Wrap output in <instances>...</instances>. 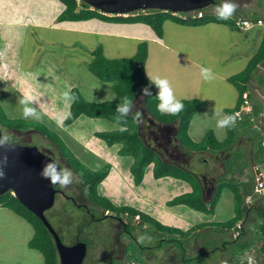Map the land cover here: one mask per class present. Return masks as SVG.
Listing matches in <instances>:
<instances>
[{
	"label": "rangeland",
	"instance_id": "1",
	"mask_svg": "<svg viewBox=\"0 0 264 264\" xmlns=\"http://www.w3.org/2000/svg\"><path fill=\"white\" fill-rule=\"evenodd\" d=\"M1 1L4 3L2 4ZM10 2H14V4L17 5L22 2V0H0V7L6 8L5 11L8 12L11 6ZM54 2H58L57 4L60 5L62 4L59 0H55ZM234 2L238 5L234 13L235 17L239 16L242 19L248 20L251 16L258 15L262 20V25L253 28L251 27L250 30L243 31L240 29L232 30L228 25L219 23H208L204 26L192 27L180 25L171 20H167L163 24V35L161 40L163 45H160V43L157 42L154 43L147 41L149 57L147 58L145 67L146 75L149 77H153L154 75L162 78L166 77L171 82L176 97L181 100L199 98V86L204 82L202 81L203 77L198 67L199 63L204 64L206 67H211L215 71L227 76L243 71L260 46L264 30V0H234ZM20 7L25 8L26 5ZM215 9L216 6H209L204 8L203 12L215 14ZM97 23L99 22L95 20L94 24ZM102 26L104 25L102 24ZM97 29H101L99 24H97ZM120 29L126 35L137 33V31L145 37L151 34V29L144 24L139 23L126 24L123 28L121 25ZM0 35H2V30H0ZM143 36L141 37L144 38ZM1 38L2 36H0V54L4 56L6 37L4 35V38ZM10 41L14 44L20 43V39ZM90 41L94 42L95 45L93 47H99L100 45L97 42L99 41L104 49L102 50V52H104L103 54L108 58L131 57L137 51L138 44L140 43L138 40L122 37L114 38L113 36H99L97 39L92 38ZM41 43L42 45L39 49L35 48L31 51V53L33 52V57H39L42 63V58L45 56L56 58L58 61V59L61 60V55H66V62H62V64L60 63L61 75L59 76L60 72H55L59 78H56L55 81L52 80L51 84L53 85L50 88H44L46 80L49 79L46 73H42L41 71V73L35 72L33 74H26L24 80L33 85L27 88L28 93L33 94L34 98L37 99L38 102L34 106L37 107V111L41 115L40 120L32 118L26 120L37 121V123H41L47 127L49 132L54 133L61 140L59 145L65 152L64 155L68 157V155L71 156L72 154L74 157L78 158L77 160L82 163L83 167L89 170L101 166L102 163L105 162L106 157H109L111 165L108 166L109 174L97 185L96 192L103 198L107 199L115 207L127 206L135 208L142 214H146L162 225L175 227L183 232H188V229H190L194 223L203 221L205 218V215L203 214L190 210L184 206L174 208L169 207L166 204L168 201L176 197V195L178 196L190 190L186 183L176 181L169 177L159 179L154 178L151 174V168L145 169L142 183H134L132 174H130L128 170L129 165L132 163V159L127 156H120L116 150L117 145L106 146L103 140L97 139L94 135L95 131L109 130L116 127L112 122H109L106 119H91L82 116L71 124L63 125V121L69 108V100H66L62 94L68 90L69 87H80L84 92L88 89H85L87 84L90 86L95 85L96 88H103V90L99 89L91 91L92 94H86L88 99L94 101L113 100L115 99V96L109 89V83L96 79L89 71L85 69L82 70L81 68L78 70H68V68L71 69L73 61L76 60L78 61L77 65H79V67H85L87 63H90L92 57L89 50H86L85 48L81 49L79 47L61 48L58 47V45ZM164 45L172 49L175 47L180 53L188 55L190 60L187 61L185 58L165 49ZM46 47L49 50H45L44 48ZM9 49L10 51L5 53V57L7 58L10 56L14 57V54L19 50L14 51V48ZM75 50H78V54H75ZM41 63H36V66L34 65L32 69L36 71L41 69ZM69 63H72V66ZM258 73H264V65L259 67ZM233 95L234 94H232V96ZM19 97L21 98L22 96ZM15 99V95H13L11 101L9 98L6 100L10 101L8 104L2 101L0 105L9 118L25 119L22 115L23 106L19 103L20 100L16 101ZM142 103L143 93L140 91L137 94V99L134 105L135 108L141 107ZM214 114L215 119L212 124L213 126L208 124L204 129L206 130V127H214L218 138L221 139L224 136V128L217 127V120L223 118L224 114L222 111L220 117L216 115V111H214ZM200 120H202L201 117ZM146 125L147 124H144V122L141 123L142 127L140 128V134L142 138L148 142V129ZM1 129L11 133L13 142L15 143L23 144L29 142L36 145L38 148L47 147L52 150L54 149L57 154L59 153L55 144L40 132L16 131L8 128ZM192 129H195V126H193ZM250 135L254 136L255 154L260 160L264 157V147H261V140L264 139V134L255 130L252 131ZM238 144L241 145V141ZM236 152L242 155L245 154L242 149L236 150ZM58 155L57 158L60 166L69 168L65 159L63 162H60V155ZM112 162H114V165ZM190 165L191 172L189 173L193 177V181L197 182L198 175L204 170V165L197 160H192ZM70 169L76 178V182H79V174L72 168ZM206 169L211 172L214 178L219 177V171H216L214 167L210 166ZM221 179L222 178H219L218 181ZM83 191L87 193L88 190L84 187ZM226 191V189L223 190L221 197L225 195L224 198H226L228 193L231 194L229 190L228 192ZM206 197L209 198L210 194H207ZM257 198H259V196H257ZM83 201L86 202L85 200ZM256 204L257 207H259V203ZM89 206H91V203ZM64 207L67 210L62 211L61 213V210H63ZM76 211L77 210L70 202L65 201L60 195H58L55 197L54 205L45 212V216L49 217V220H51L52 217L54 218L55 215V220H57L59 224H64L66 227L65 229L67 231H65V233L62 232L63 243H70L73 240L71 237V231L78 228L80 224V216L86 218V215L83 213L80 214V211ZM229 213L230 211L224 212V214L218 216L217 219L226 221L231 217V213ZM73 214L76 216L75 218L70 217V215ZM0 216V224L5 227V237L8 236L6 238L7 240H2L1 244L3 245L12 241L11 238L15 237L20 226L24 225L26 228H30V233L33 230L32 226L28 227L25 223L26 220H22L21 217L15 213L6 210ZM59 218L62 221L59 220ZM250 218L251 216L245 218V231L249 235L254 234L253 239L256 241V239L258 237L261 238L262 235L258 230V223L251 222ZM87 220L88 218H86V221ZM72 221L73 223L70 224ZM52 222L56 221H53L52 219ZM141 225L143 229L140 232V236L143 238V242H141V245L138 246L136 250H133L138 260L140 259L144 262L153 264H182L183 259L187 257L196 258L199 264H221L229 261V258L231 259V262L228 264H235L236 259H239V263L242 261V258H239L240 255H237L236 251L238 249V244L228 247L227 251L222 256L219 252L214 251L213 248L217 246L219 247L223 242L220 240L221 236L219 234L214 233L212 235L209 233L207 235H198L200 240H202L201 238H205L204 242L200 245V248L196 242H193L192 246L190 245L187 247L186 242L184 239L180 238V236L166 234L162 237L168 241H162V247H157L158 241L162 237H160L156 226L154 224L142 223V221ZM106 230H108V228L105 224L89 223L87 230L83 231L82 238L88 242V256L82 264H105L107 254L105 255V244L103 241L106 237ZM111 230L114 232L113 228H111ZM87 237L93 240L91 244ZM223 239L227 240L226 238ZM17 243L20 245L19 242ZM16 248L19 249L17 244ZM209 250L211 251L209 252ZM7 253H10V255L13 254L10 251ZM9 257H11L8 258L10 262L5 264H15V262L22 259L20 258V254H13ZM248 257L250 258L251 264H258V261H256L254 257V253H249ZM262 261L264 262V256H262ZM242 262H244V260Z\"/></svg>",
	"mask_w": 264,
	"mask_h": 264
},
{
	"label": "trees",
	"instance_id": "2",
	"mask_svg": "<svg viewBox=\"0 0 264 264\" xmlns=\"http://www.w3.org/2000/svg\"><path fill=\"white\" fill-rule=\"evenodd\" d=\"M59 1L64 7L63 11L58 16L59 21H85L95 18L116 23H142L149 26L155 37L158 39L162 38L163 24L167 20H171L175 23L185 26H201L208 23H219L228 25L232 30H237L239 27L236 24V21L238 18H241L239 16L235 17L233 15L231 19L219 20L217 19L216 14L205 13V15H203L201 18L188 17L184 19L174 15L172 12L161 10H139L129 15H106L97 9L91 8L81 0ZM219 3L220 0H215V3L211 6H217ZM248 20L256 23L258 20H260V17L258 15H253ZM90 55L92 59L88 65L89 71L99 80L109 83L111 90L115 93L117 99L114 101L91 102L86 100L78 89L73 88L72 92L78 97V99L75 102L71 101L68 111V114L70 113L71 115L68 116L67 114L68 118L64 119L63 125L71 124L81 116L88 118H105L117 123L115 119L117 115L115 109L117 104L121 102L122 98L124 96H128L134 101L137 94L142 91L144 87H149L152 94L143 95L144 105L147 112L150 113L153 118L157 119L163 124H171L174 122L177 129V139L180 145H182L187 150V153L191 151L200 152L204 150L229 152L233 148L237 139L238 124L242 123L243 121H247V123L252 124V122L256 119L255 117H257L260 112V108L256 106L255 103H253L251 104V112L243 114L241 120H237L236 126L234 128H226L227 135L223 141H218L215 138L213 132L209 130L206 132L201 141L194 142L188 136L189 123L193 115L201 106L204 105L205 102L200 99H181V102L184 104V110L178 116L164 115L157 110V104L159 103L156 96L157 89L154 85L150 84V81L145 74V62L148 55L146 41L140 42L135 54L128 58H108L103 54L101 46L90 51ZM261 65H264V33L262 35L258 50L249 60L244 70L229 76L227 79L229 83L236 87L238 97L236 105L232 109L225 110L226 115L235 114L236 111L240 110V107L244 101V94L250 101L256 98L250 91L249 82L251 77L257 72V70H259ZM259 80L261 84L264 83V78L262 76L259 77ZM126 126L128 129L127 131L122 132L120 129H117L114 131L100 133L98 135L109 145L119 144V154L123 156H129L132 159L130 172L135 184H139L142 181L145 167L150 163H153L152 172L154 178H161L165 176L175 177L188 182L191 186V191L176 196L168 202V205L171 206L176 204H184L190 209L196 210L198 212L211 214L213 213L223 190L228 189L233 194L235 206L234 216L224 222L196 224L188 232H183L178 228L162 225L146 214H142L137 209L135 210L127 206L115 207L107 199L103 198L96 192L97 185L107 176L106 168L100 170H89L83 167L82 163L72 154L71 156L68 155V157H66L64 155L65 152L62 148H60L59 145L61 140L57 135L49 132L47 127L41 123H37V121L9 118L0 105V127L16 131H37L47 136L48 139L53 144H55L62 156H64L67 163L79 174L83 186L88 190L87 193L91 201L104 208V210L113 211L118 215H123L126 211H129L131 216L139 214L142 223L154 224L156 226L160 237L169 234L171 236H181L186 238L191 234L192 231L207 226H214L216 227L215 229L221 231L236 229V232L238 233L237 237L233 238L231 243H233L232 246L238 244V249L236 250L237 255H241L245 251H248V253H254V257L256 261H258V264H264L262 261V256H264V219L261 216L260 209L257 210L258 216H261V221L258 223V230L261 232L262 237H258L255 241L253 239L254 234L249 235L245 231L244 227L245 216L247 213H250L252 209L250 203H246L245 198L247 197V193L252 192L253 194L254 179L252 181L251 189L248 192H245L238 183L234 182V180L225 179L222 177V179L216 183L211 199L206 202L202 196L199 182L193 181V177L189 171L183 167L169 165L162 162L160 157L157 156L156 152L147 144H145L138 133L137 123L133 120L131 114L127 117ZM262 143L263 142L261 141V147ZM0 206L13 211L16 215L26 220L32 226L34 232L32 238L29 241V246L41 252L44 258L43 264H58V257L54 247L53 236L48 232L41 220L27 208H25L11 193V191L0 195ZM261 208L264 209V199L263 206L261 205ZM47 219L50 223H52L51 225L55 231L63 238L62 232L65 233V231H67L65 229L66 227L64 226L62 229L59 227V222L55 220V215L54 218H51V220H49V217H47ZM52 219L56 222H52ZM215 232L218 233L216 230ZM162 241L168 240L164 239V237L160 238L157 247H162ZM225 248L226 245L221 248L224 253L228 249ZM138 262H140V264H153L144 262L140 259ZM182 264H199V262L194 257H187L183 259ZM243 264H251L250 258L248 257L246 262Z\"/></svg>",
	"mask_w": 264,
	"mask_h": 264
},
{
	"label": "crops",
	"instance_id": "3",
	"mask_svg": "<svg viewBox=\"0 0 264 264\" xmlns=\"http://www.w3.org/2000/svg\"><path fill=\"white\" fill-rule=\"evenodd\" d=\"M54 1L55 0H49V1L47 0H22V2H20L17 5H15L14 2H10L11 6L8 12L5 11L6 8L0 7V30H2V35L0 36H2L1 39L4 38V35L6 37L5 39L6 48L4 51V56L0 54V104L2 101L8 104L12 100L13 95H15V98H16L15 100L17 101L21 99L19 96H22L23 94L28 93L27 88L33 85L24 80V78H26V74H33L35 72L41 73V71L42 73H46L49 79L46 80V84L44 85V88L52 87L53 85L51 84L52 80L55 81L56 78H59L55 74V72H60L59 76L61 75V71H60L61 64L62 62H66L65 60L66 55H61L63 59L62 58L61 60L58 59V61L56 60V58H49L45 56L44 58H42L43 60L41 63V59H39V57L37 56L33 57L32 55L33 52L31 53V51L34 50L35 48L39 49L41 47L42 45L41 42L46 43V44L58 45V47H61V48L62 47L63 48L79 47L81 49L85 48L86 50H89V52L94 50V48H96V47H93L95 45L94 42H91L90 40H92V38L97 39V37L99 36L101 37L102 36L104 37L113 36L114 38H119V37L130 38L132 40H138L140 42L146 40V42L147 41H151L154 43L157 42V43H160V45H163L161 41L162 38L161 39L156 38L152 30H151V34L148 35L147 37L141 35L139 31L131 35H126L124 32L121 31L120 29L121 25L123 28L125 27L126 24H131V23L108 22V21H103V20H99L95 18L85 20V21H59L58 16L63 11L64 7L62 6V4L61 5L57 4L58 2L55 3ZM3 3L4 2H2V4ZM25 5H26L25 8L20 7V6H25ZM95 20L99 22L97 24H99V27H101V29H97V24H94ZM102 24L104 26H102ZM139 24H142V23H139ZM260 25L262 24H254L253 27L260 26ZM147 27L151 29L149 26ZM239 29L243 31H247V30H250L251 28L246 29V30L241 29V28ZM263 33H264V30H263ZM141 36H143L144 38H142ZM14 39H17V40L20 39V43L14 44L12 41H10ZM97 42L102 47V50H104L101 43H99V41ZM9 48L11 49L14 48V51L19 49L18 52L14 54L15 55L14 57L13 56H10L9 58L5 57V53L10 51ZM164 48L175 53L176 55H179L180 57L185 58L187 61L190 60L188 55L184 53H180V51L177 50L175 47H173L174 49L169 47L170 48L169 49L167 46L164 45ZM44 49L49 50L47 47ZM75 54H78V50H75ZM148 57H149V53L147 55V58ZM37 61L41 63V66H40L41 69L36 71V70H33L32 67H34L36 63L38 64ZM77 63H78L77 60L73 61V66H72V63H69L72 67L71 69L68 68V70H72V69L78 70L79 68H81L82 70L85 69L89 71V68H88L89 63H87L85 67L84 66L79 67ZM146 63H147V59L145 62V67H146ZM196 63H199V62H196ZM198 67L200 70L201 67H206V66L202 63H199ZM211 69L214 74V79H212L211 81H205L203 79L202 81L204 82L201 84V86H199L200 88L199 94H198L199 98H193V99H200L205 102L204 105L201 106L197 110V112L193 115L189 123L188 136L194 142L201 141L203 137L205 136L206 132H208L209 130L213 132L215 138L218 141H223L227 135L226 128H224V136L221 139L218 138V135L214 127H209V128L206 127L207 128L206 130L204 128L208 124L209 125L213 124V121L215 119L214 111L221 110L223 114L226 115L225 110L232 109L236 105V102H237V97H238L237 89L234 85L229 83L227 80L228 77L231 75L227 76L223 73L215 71L213 68ZM90 74L94 76L91 72ZM145 74H147L146 71H145ZM155 76L156 75H154L153 77ZM260 76L264 78V73L260 74L258 73V70H257V72L251 77L250 82H249L250 91L253 94V96L256 97L254 100L250 101V103L251 104L255 103L256 106L260 108V112L258 116L255 117L256 119L252 122V124L247 123V121H243L242 123L238 124L237 139L235 141L233 148L229 152L204 150L200 152L191 151L187 153V150L182 145H180L177 139V136H176L177 129L175 127L174 122L171 124H163L159 122L157 119L153 118V116L150 113H148L145 108L144 97H143V103L141 107L135 108L134 106L132 109V112H131L132 117L135 115L136 111H140L141 113V118L138 121H135L138 126L139 135L141 136L140 134V128L142 127L141 123L144 122V124H147L146 127L148 129V133H147L148 142L145 141L142 138V136L141 138L143 139L145 144H147L149 147H151V149H153L156 152L157 156L160 157L162 162L167 163L169 165L183 167L189 172H191L190 164L192 160H197L199 163L204 165V170L198 175V182L201 188L202 196L204 197V200L206 202H208L211 199L213 191L215 189V185L218 182L219 178L224 177L225 179L234 180V182L240 185L243 191L248 192L251 189L252 181L254 179L253 168L255 166H258L261 169H264V157L259 160L258 156H256L255 147H254L255 139H254V136L250 135L251 132L255 130H258L259 133L264 134L263 133L264 123L261 117V112L263 111V106H264V93H263L264 83L261 84L259 82ZM69 88H71V90L73 88L78 89L80 93L83 95V97L86 100L91 101V102L114 101L117 99V96L111 90L110 85H109V89L115 96V99L113 100L94 101V100L88 99L86 94H92L91 91H94V90H99V89L103 90V88H96L95 85L90 86L89 84H87L85 86V89L88 88L85 91L86 93L80 87L72 86ZM232 94L234 95L232 96ZM8 98L10 99V101H6ZM136 99H137V96L135 100L133 101L134 105H135ZM37 102H38L37 99H35V101L33 102V105H35ZM70 104H71V101H69V107H70ZM68 111H69V108H68ZM200 117L202 120H200ZM78 118L75 121H77ZM91 119H96V118H91ZM99 119H105V118H99ZM106 120L109 122H112L108 119ZM112 123L116 127H114L113 129H109V130L105 129L101 131H95L94 132L95 137L97 139L103 140L101 137H99L98 134L120 129L121 127L120 125L114 122ZM193 126H195V129H192ZM240 141H241V145L238 144ZM261 141L263 142L262 146H264L263 145L264 139H262ZM104 143L106 146H112V145L107 144L105 141ZM113 145H117L116 150H117V153L119 154L120 145L119 144H113ZM241 149L245 153L244 155L236 152V150H241ZM120 156H123V155H120ZM112 164L114 165V162H112ZM108 166H111V165L109 162V157H106L105 162L102 163L101 166H97L92 170H100V169L106 168L107 176H108L109 174ZM210 166L214 167L216 171L217 170L219 171L218 178H214L211 172L208 169H206L207 167H210ZM130 168L131 166L129 165L128 170H129V173L131 174ZM146 168H151V174L153 176V172H152L153 163H150L149 165H147L145 169ZM145 169H144V172H145ZM167 177L169 176H165L161 178H167ZM143 178H144V175H143ZM169 178L175 179L176 181H181V182L186 183L189 186V189H190L189 191H191V186L188 182L175 178V177H169ZM142 181L140 183H142ZM253 186H254V183H253ZM226 190H227L226 192H228V189ZM229 192L231 191L229 190ZM207 194H210L209 198L206 197ZM248 194L253 195L252 192L251 193L249 192L247 193L246 196H249ZM226 196H227L226 198H224L225 197L224 195L221 197V199H219V201L217 202L214 208L213 213L211 214L198 212L196 210L190 209L188 206L184 204H176V205L170 206L168 205L169 201L166 204L167 206L174 207V208L184 206L190 210H193L195 212L205 215V218L203 219V221L194 223L191 226V228L188 229V230H191L192 227L195 226L196 224L211 223V222H224V221H221V219H217V217L224 214V212L230 211L231 213L230 218H232L235 214L233 194L231 192V194L228 193ZM263 199L264 198H262L261 196L257 198V195H253L252 202L250 203L252 207L251 212L247 213L245 218L251 216L250 218L251 222L259 223L261 221L260 219L262 215L258 216L257 210L259 208H257L256 203H259V207L261 208V205L263 206ZM6 210L14 213L13 211L9 209L0 206L1 214H3V212ZM21 219L23 220V218ZM25 223L28 225V227H31V225L27 221H25ZM215 228L216 227L214 226L213 227L207 226L204 228H199L195 231H192L188 237L183 238L180 236V238L184 239V241L187 244V247H189L190 245L192 246L193 242H196L198 244V247L200 248L201 247L200 245L202 244V242H204L205 238H201L202 240H200L198 235H202V234L207 235L209 233L212 235L214 233L219 234L221 236L220 240H222L223 242L219 247L217 246V247H214L213 249H215V252H219V254L222 256L225 253L223 250H221V248H223L224 245H226L225 249H227L229 246H232L233 243H231V241L233 238L237 237L238 233L236 232V229H231L228 231L227 230L221 231ZM29 229L26 228L24 225L20 226V229L17 230V234H15V237L11 238L12 241H9L6 243V245H3L1 244L2 240L6 239L8 236L5 237V227L0 224V253H1L0 264H5L7 262H10L8 258H11L9 256L13 254H18V255L20 254V258H22L18 262H15V264H43L44 258L41 252L29 246V241L32 238L33 232H34L32 230V232L30 233ZM213 230L218 231V233L214 232ZM223 238H226L227 240H224ZM17 242H19L20 245H18ZM16 244L17 246H19V249L16 248ZM22 244H23V247H22ZM8 251L12 252L13 254L10 255V253H7ZM210 251L211 250H209V252ZM248 254H249L248 251H245L244 253L240 255V258H242V261L244 260V262H246V259L248 258ZM238 260L239 259H236L235 264L244 263L242 261H240L239 263ZM230 262H231V259L229 258V261L225 263H221V264H228Z\"/></svg>",
	"mask_w": 264,
	"mask_h": 264
},
{
	"label": "water",
	"instance_id": "4",
	"mask_svg": "<svg viewBox=\"0 0 264 264\" xmlns=\"http://www.w3.org/2000/svg\"><path fill=\"white\" fill-rule=\"evenodd\" d=\"M93 9L106 15H129L142 10H161L172 13L204 9L215 0H81ZM1 129V127H0ZM8 148L0 146V159L7 156L5 177L0 179V195L11 191L19 202L36 215L53 236L58 264H81L86 256L87 246L83 241L67 245L62 242L45 212L54 205L58 190L47 179L40 176L46 161L54 160L36 145L15 143Z\"/></svg>",
	"mask_w": 264,
	"mask_h": 264
},
{
	"label": "clouds",
	"instance_id": "5",
	"mask_svg": "<svg viewBox=\"0 0 264 264\" xmlns=\"http://www.w3.org/2000/svg\"><path fill=\"white\" fill-rule=\"evenodd\" d=\"M79 1V0H78ZM238 5L234 2V0H220V3L216 6L215 14L217 19L219 20H228L231 19L234 15ZM200 10V9H198ZM203 10V9H201ZM204 11V10H203ZM201 75L205 81H211L214 79L213 71L210 67H201L200 69ZM151 85H154L157 89L156 96L159 101L157 104V110L164 115H173L178 116L184 110V104L178 99L175 95L174 88L171 82L166 77H149ZM143 95H151L152 92L149 87H144L142 89ZM63 97L66 100L75 102L78 97L72 92L71 88L66 90L63 94ZM35 98L31 93H25L22 95L19 103L23 106L22 115L25 119H36L40 120L41 115L37 111V107L33 105ZM134 107V102L128 96H124L119 104L116 106V122L117 124L122 125L120 127V131H127V117L131 114L132 109ZM71 114L69 113L68 116ZM216 115L220 117L221 110H216ZM66 116L65 118H68ZM239 117V113L223 115V118H219L217 120V127L219 128H234L236 126L237 119ZM141 118L140 111H136L133 116L134 121H138ZM0 146H5L8 148H12L15 146L12 134L9 132L0 129ZM8 158L7 156H3L0 159V179L5 177L4 167L7 166ZM40 176L43 179H47L49 183L56 187L57 185L60 188H66L71 184L76 182V178L73 175V172L68 167H61L57 160L49 159L45 162ZM138 239L143 242L142 237H138Z\"/></svg>",
	"mask_w": 264,
	"mask_h": 264
},
{
	"label": "flooded vegetation",
	"instance_id": "6",
	"mask_svg": "<svg viewBox=\"0 0 264 264\" xmlns=\"http://www.w3.org/2000/svg\"><path fill=\"white\" fill-rule=\"evenodd\" d=\"M30 131V130H29ZM23 144H31L29 142ZM44 153L51 155L54 160L58 161L57 155L59 156L60 162L64 161V156H62L61 152L57 154L55 150L41 147L39 148ZM66 161V160H65ZM59 162V161H58ZM67 166L72 168L66 161ZM73 169V168H72ZM74 170V169H73ZM75 171V170H74ZM76 172V171H75ZM58 192L56 193L55 197L60 195L65 201H68L72 204V206L77 210L80 211V214L83 213L86 215V218L80 216L79 219V226L75 230L71 231L72 241L70 243H65L67 245L75 244L77 241H83L88 245L85 240H82V233L84 230H87L90 224L94 223H102L107 225L108 230L105 232V239H104V246H105V264H137L138 258L133 250H136L138 246L141 245V240L138 239L140 236V232L142 231L141 219L139 214H135L131 216L129 211H126L123 215H118L113 211L104 210L101 206L93 203L88 196V193L83 191V183L80 180L79 182H75L66 188H60L58 185L55 187ZM85 200L86 202H84ZM55 202V201H54ZM91 203V206L89 204ZM132 208V207H130ZM261 211V215L264 219V209L257 207ZM135 209V208H132ZM67 210L65 207L62 211ZM136 210V209H135ZM76 211V212H77ZM60 213V214H61ZM70 217L75 218L76 216L70 215ZM82 219V220H81ZM59 220H61L59 218ZM62 221V220H61ZM74 221V219H73ZM73 221L70 223L72 224ZM59 226L64 227V224H59ZM111 228H113L114 232H112ZM63 231V230H62ZM59 235V234H58ZM60 236V235H59ZM61 240L62 237L60 236ZM88 238V237H87ZM89 243L93 242L91 238H88ZM63 242V241H62ZM88 256V246L87 252L84 260ZM83 260V261H84ZM82 264V263H81Z\"/></svg>",
	"mask_w": 264,
	"mask_h": 264
},
{
	"label": "built area",
	"instance_id": "7",
	"mask_svg": "<svg viewBox=\"0 0 264 264\" xmlns=\"http://www.w3.org/2000/svg\"><path fill=\"white\" fill-rule=\"evenodd\" d=\"M176 16H179L181 18H201L205 13L203 10H194V11H188V12H178V13H173ZM262 20H258L256 23L250 21V20H245L242 18H238L236 21V24L238 25L239 28L241 29H250L253 27L254 24H261ZM252 110L251 103L249 102V99L247 96L244 94V101L240 107V110L236 111L235 113H239V117L237 120H241V117L243 114L249 113ZM261 117L264 123V106H263V111L261 112ZM264 145V144H263ZM254 171V188H253V194L257 196H261L264 198V169H261L258 166H255L253 168ZM246 203L249 204L252 202V195H249L245 199ZM140 264V263H137Z\"/></svg>",
	"mask_w": 264,
	"mask_h": 264
}]
</instances>
